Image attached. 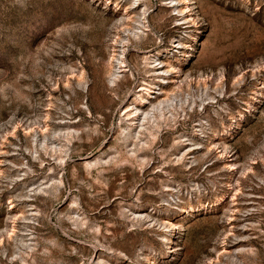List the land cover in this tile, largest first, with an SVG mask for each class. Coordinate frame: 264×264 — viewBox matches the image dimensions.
Masks as SVG:
<instances>
[{"label": "rangeland", "instance_id": "1", "mask_svg": "<svg viewBox=\"0 0 264 264\" xmlns=\"http://www.w3.org/2000/svg\"><path fill=\"white\" fill-rule=\"evenodd\" d=\"M0 264H264V0H0Z\"/></svg>", "mask_w": 264, "mask_h": 264}, {"label": "bare ground", "instance_id": "2", "mask_svg": "<svg viewBox=\"0 0 264 264\" xmlns=\"http://www.w3.org/2000/svg\"><path fill=\"white\" fill-rule=\"evenodd\" d=\"M140 18H141V16H140ZM142 19L145 21V22H142ZM142 19H140V22L139 23H141V24H145L146 22H147V20H148V18H147V15H146V11H144V13H143V18ZM143 29V26L142 27H139L138 28V31H136L137 32V34L136 35H134V36H139V30H142ZM135 32V33H136ZM123 55V57H122V60H121V63H119V64H125L126 63V61H125V59H126V57H125V55H126V53H124V54H122ZM125 66H121L120 65V69L121 68H124ZM114 82H115V80H114ZM146 100V99H145ZM173 106V105H172ZM176 106V105H175ZM165 107V106H164ZM163 108V107H162ZM168 108V107H167ZM174 108H176V107H174ZM133 109V108H132ZM157 109V108H156ZM159 109H161V108H159ZM164 109V108H163ZM155 110V109H154ZM153 110V111H154ZM158 110V109H157ZM168 110V109H167ZM132 111V110H131ZM130 110H129V112H128V114L129 115H131V114H134V113H132ZM144 111V110H143ZM143 114L142 115H145V117L143 118V121H146V120H148L149 119V117H150V113L149 112H142ZM158 113H159V111H158ZM162 114V113H161ZM137 117H139V115L137 114L136 115ZM165 116V115H164ZM156 117V116H155ZM137 118H135V120H136Z\"/></svg>", "mask_w": 264, "mask_h": 264}]
</instances>
